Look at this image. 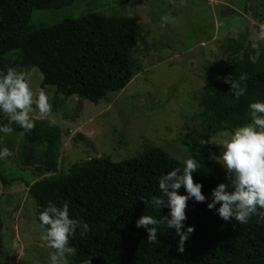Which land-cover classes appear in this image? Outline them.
Segmentation results:
<instances>
[{"label":"trees","instance_id":"obj_1","mask_svg":"<svg viewBox=\"0 0 264 264\" xmlns=\"http://www.w3.org/2000/svg\"><path fill=\"white\" fill-rule=\"evenodd\" d=\"M74 1L0 0V72L14 68L9 55L15 53L16 64L41 71L39 91L54 85L56 92L65 97L78 95L97 103L131 81L135 50L145 42L148 32L133 17L96 10L53 24L30 23L35 9H59ZM241 47L238 38L222 42L220 48L230 51L232 60L222 66L204 67L205 90L200 96L199 116L205 126L188 135L184 144L198 162L193 179L202 183L207 199L187 201L184 227L186 230L192 225L195 230L183 252L178 251L180 238L174 228L159 225V240L149 244L147 231L136 226L144 214L156 219L168 215L167 207L153 208L141 198L161 195L160 177L175 168L183 169V161L156 146L120 161L109 155L90 156L67 173L46 177V173L57 170L61 130L45 120L33 119L35 126L28 130L27 137L40 147V155L34 169L36 178L26 183L35 200L37 220L49 202L58 207L67 202L70 216L91 227L86 236L81 237L78 230L70 239L76 249L70 264H87L89 259L91 264H264V223H257V217L246 225L235 219L225 221L207 206L212 190L226 182V177L214 165L206 144L221 131H234L250 123L249 104L264 101V51L256 58L254 50L238 57ZM244 74L248 79L241 81V86L246 92L236 99L225 80H239ZM0 115L2 125L11 127L12 122L3 113ZM21 129L17 126V130ZM33 154L36 152H30L26 162L33 161ZM0 180L4 185L11 182L1 167ZM179 192L186 194L183 186ZM3 226L0 212V249Z\"/></svg>","mask_w":264,"mask_h":264},{"label":"rangeland","instance_id":"obj_2","mask_svg":"<svg viewBox=\"0 0 264 264\" xmlns=\"http://www.w3.org/2000/svg\"><path fill=\"white\" fill-rule=\"evenodd\" d=\"M93 10L133 17L148 35L135 50L131 81L105 99L96 103L78 95L65 97L56 92V86L45 87L50 112L41 115L33 104L30 115L61 130L57 170L45 176L67 173L74 164L90 159L92 150L99 157L109 155L120 161L160 146L183 162L193 158L184 139L205 126L199 116L200 96L205 90L204 67L222 66L232 60L233 54L220 48L231 38L242 42L238 57L254 50L256 58L264 51V40L257 38V25L264 22V0H75L59 9H35L30 23L53 24ZM164 15L170 17L166 23L161 20ZM9 56L15 62L14 69L26 74L37 94L41 71L16 64L18 54ZM17 126L12 122L11 133H0V146L13 152L8 159L0 160V167L11 179L6 185L0 180L4 223L0 257L4 264H51L55 249L41 238L46 228L36 218L35 200L26 183L36 178L40 147L30 143L28 129L17 130ZM232 132L217 133L205 147L224 177L226 170L216 159L223 151L218 143ZM30 152L36 154L33 161L26 162ZM71 256L67 257L68 264Z\"/></svg>","mask_w":264,"mask_h":264},{"label":"clouds","instance_id":"obj_3","mask_svg":"<svg viewBox=\"0 0 264 264\" xmlns=\"http://www.w3.org/2000/svg\"><path fill=\"white\" fill-rule=\"evenodd\" d=\"M169 19L168 15L161 17L165 23ZM257 27V38L264 40V22H259ZM252 46L257 47V44L253 43ZM247 79L246 74L241 75L239 80L226 78L225 82L230 85L229 92L236 99L245 94L246 88L241 86V81ZM33 104L41 115L51 110L47 94L43 90L34 94L24 72H18L14 68H8L6 73L0 72V113L9 122L31 130L35 126L30 115ZM248 107L251 122L236 128L218 143L222 145L223 151L216 159L226 170V182L219 183L212 190V198L207 205L223 220L235 219L240 225L248 224L253 217H257V223H264V101L252 102ZM12 131L13 128L7 124L0 125V133L7 135ZM12 155L9 148L0 146V160H6ZM198 168V162L194 158L185 160L183 169L175 168L160 177L158 186L161 195L150 199L141 198L153 208L161 210L167 207L170 210L162 219L145 214L137 219L136 226L147 231L149 244L159 240L158 226L164 224L167 229H175V235L180 238L178 251H184L185 242L195 230L192 225L186 230L184 227L187 201L194 198L197 202H204L207 199L202 192V183L194 182L193 179V173ZM182 186L186 194H180ZM38 219L41 226L46 228L42 240L47 242L49 248L55 249L50 256L51 264H68L67 257L76 252L70 245V239L76 236L78 230L81 237L91 230L86 221L70 216L67 202L62 207L49 202ZM0 264H4L3 257H0ZM87 264H91V259Z\"/></svg>","mask_w":264,"mask_h":264},{"label":"water","instance_id":"obj_4","mask_svg":"<svg viewBox=\"0 0 264 264\" xmlns=\"http://www.w3.org/2000/svg\"><path fill=\"white\" fill-rule=\"evenodd\" d=\"M92 155H93L94 157H97V156H98L97 153H95V151H93V150H92Z\"/></svg>","mask_w":264,"mask_h":264}]
</instances>
